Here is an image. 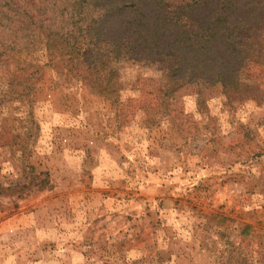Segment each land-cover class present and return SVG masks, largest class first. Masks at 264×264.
<instances>
[{
    "label": "rangeland",
    "instance_id": "obj_1",
    "mask_svg": "<svg viewBox=\"0 0 264 264\" xmlns=\"http://www.w3.org/2000/svg\"><path fill=\"white\" fill-rule=\"evenodd\" d=\"M154 75L119 69L110 95L57 65L0 101V184L50 179L0 194V264H264V96L146 101ZM242 78L264 91V65Z\"/></svg>",
    "mask_w": 264,
    "mask_h": 264
},
{
    "label": "trees",
    "instance_id": "obj_2",
    "mask_svg": "<svg viewBox=\"0 0 264 264\" xmlns=\"http://www.w3.org/2000/svg\"><path fill=\"white\" fill-rule=\"evenodd\" d=\"M248 63L264 65V0H0V101H33L57 65L110 95L119 69H137L155 74L146 101H171L187 87L197 101L215 89L259 101L264 91L242 78ZM30 176L23 186L0 184V194L50 186L48 173Z\"/></svg>",
    "mask_w": 264,
    "mask_h": 264
}]
</instances>
